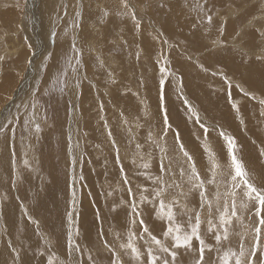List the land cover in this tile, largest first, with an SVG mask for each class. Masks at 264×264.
<instances>
[{
	"label": "rangeland",
	"instance_id": "rangeland-1",
	"mask_svg": "<svg viewBox=\"0 0 264 264\" xmlns=\"http://www.w3.org/2000/svg\"><path fill=\"white\" fill-rule=\"evenodd\" d=\"M249 1L207 0L204 4V0H130L141 22L137 29L130 17L117 15L120 0H80L79 4L77 0H0V56L4 57L0 60V125L20 118V123L10 125L16 129L15 139L6 143L7 135L0 138V264H13L15 253L8 246L9 241L21 252L22 264H46L50 251L57 252L62 259H70L66 248L69 231L66 213L70 210L73 187L79 200L78 242L91 248L94 256L102 249L97 236L100 230L106 233L104 239L110 244L124 242L126 237L116 241L112 233L125 232L127 208L120 205V200L129 197L121 190L122 177L104 127L105 120L120 147L125 171L131 176L135 170L131 163L137 152L135 143L144 145L141 151L145 153L150 150L147 135L149 131L160 133L166 108L173 126L167 137L168 155L176 156L173 133L179 130L182 142L204 175L206 157L200 147L203 130L194 119H189L187 106L182 103L186 97L203 118L201 122L222 127L237 138L248 168L259 178L258 182H264V157L259 154L264 147V117L259 114L258 102L244 98L235 87L240 84L258 97L264 90V62L255 59L264 47V37L255 27L257 32L252 36L250 28L252 40L248 47L240 48L230 41L239 39L246 45V32L242 35L238 32V38L235 34L227 35L228 31L226 36L220 34L221 25L231 24L237 29L241 16L256 11ZM197 2L210 9L211 25L201 19L204 14L196 9ZM255 2L258 6L259 0ZM228 5L240 13L229 23L223 22L229 18L227 14L225 18L220 16ZM77 10L83 14L78 28L73 26ZM104 10L110 12L107 17ZM73 36L83 52L78 73L80 86L75 87L68 69L69 87L63 93L49 91L53 79L65 70ZM217 40L219 44L213 43ZM49 53L53 54L52 59H48ZM164 58L170 62L167 67L173 74L168 77L165 99L161 102L157 61ZM225 75L231 80L232 88L228 87ZM33 96L39 98L35 118L41 123L42 131L39 139L35 135L22 139L28 133L23 132L21 125L31 114V109L24 106L30 104ZM232 101L241 105L244 125L231 107ZM43 116L47 119L43 120ZM125 118L128 124L123 122ZM197 136L201 139L197 140ZM209 140L223 159V141L218 133L210 130ZM13 150L15 157L10 155ZM151 150L154 156L158 155V149ZM73 155L79 159L74 185ZM25 158L29 159L31 168L24 166ZM12 159L14 165L10 163ZM152 171L157 172L155 162ZM81 174L83 180L79 179ZM132 183L151 185L142 177H132ZM109 192L112 195H107ZM188 204L199 207L196 193ZM25 208L31 220L25 215ZM144 215L150 230L159 235L165 225L155 218L151 206L144 207ZM33 220L39 222L38 227ZM207 242L214 243L211 234ZM86 255L87 248L85 259ZM97 264H108L105 253L97 258Z\"/></svg>",
	"mask_w": 264,
	"mask_h": 264
},
{
	"label": "snow or ice",
	"instance_id": "snow-or-ice-1",
	"mask_svg": "<svg viewBox=\"0 0 264 264\" xmlns=\"http://www.w3.org/2000/svg\"><path fill=\"white\" fill-rule=\"evenodd\" d=\"M77 3L79 4L80 0H77ZM206 3L207 0H204V4ZM204 4L197 2L195 7L204 14L201 19L211 25L213 16L209 14L210 9H206ZM16 6L20 7V4L17 3ZM80 6L82 8V5ZM64 14L67 15V12L65 11ZM109 14L108 10L103 11L104 17ZM117 15L130 17L134 21L135 27L140 28L141 22L137 19L135 6L131 4L130 0H120V10ZM82 18V11L77 10L73 26L80 27ZM220 34L223 35V26H221ZM261 36L264 37V32H261ZM213 43H220V41L217 40ZM29 47L31 46L29 45ZM70 53L65 59V70L59 72L53 79L52 88L49 91L63 93L65 88L69 87L68 69L73 74L75 87L79 88L81 80L78 73L82 66L83 52L77 46L75 36L72 37ZM245 54L247 55V53ZM139 55L140 53L137 52V59H139ZM52 56L53 54L49 53L48 59H52ZM97 58L99 59V57ZM3 59L4 57L0 56V60ZM255 59L264 62V47L255 55ZM99 62L103 65L102 60ZM157 63L160 64L158 93L159 99L163 102L166 82L173 73L167 67L170 63L167 58L157 61ZM47 67L48 65H45V68ZM200 67L207 71L202 64ZM213 74L215 75V73ZM225 80L228 82V87L232 88V82L226 75ZM235 87L240 90L244 98L258 102L259 114L264 117V90L258 97L254 91L247 90L240 84H236ZM179 92L182 96V80ZM44 94L47 95L48 92ZM228 96L231 99L230 91ZM182 103L187 106L189 119H194L195 123L203 130L200 147L206 157L205 174L202 175L195 157L182 142L179 130L173 133L176 156L173 158L168 155L170 149L167 145V137L173 126L169 122L166 108L163 111V127L160 133L154 134L149 131L147 135L146 139L150 142V150L145 153L141 151L144 145L135 143L137 152L131 161L135 170L131 172V176L125 171L120 147L113 138L112 129L105 120L104 127L107 129V135L115 152V162L119 165V173L122 177L121 190L129 197L127 200L123 198L120 200V205L127 208L125 232L121 234L113 231L112 237L116 241H120L122 236L126 239L118 245L110 244L107 239H104L106 233L102 230L98 231L97 236L101 239L102 249L97 250L95 256L91 248L79 243L80 231L76 220V216H78L76 206L79 200L77 191L73 187L70 210L66 213L69 228L66 248L67 256L70 259H62L57 252L50 251L46 257V264H97V258L102 253L106 254L108 264H264V182H258L259 178L254 176L248 168L242 155L241 146L234 135L222 127L210 126L201 122L203 118L186 97H183ZM38 105L39 98L33 96L30 104L24 106L25 109H31V114L29 119L24 120L21 125L23 132L28 133V136H22V139H28L33 135L39 139L38 134L42 131V126L35 118ZM231 107L237 113L241 125H244L241 105L232 101ZM100 109L103 110L102 103ZM42 119L46 120L47 117L43 116ZM123 122L129 123L126 118ZM13 123H20V118L15 117L0 125V138L7 135L6 143L15 139L16 129L10 127ZM140 126L137 124V127ZM127 130L132 131L131 128ZM210 130L217 132L223 141L221 146L224 152L223 159L214 150L209 140ZM196 138L197 140L201 139L200 136ZM133 142L134 138L129 140L130 144ZM29 146L31 147V145ZM75 147H79L78 142ZM152 148L159 150L158 155H153ZM259 154L264 157V147L260 149ZM10 155L15 157V151H11ZM25 156L27 157V153ZM154 162L157 172L152 171ZM10 163L14 165L15 160H10ZM23 164L26 168H31L29 159L25 158ZM77 164L78 158L73 155L71 158L73 185L77 178L75 173ZM132 177H142L145 181H150L151 185L145 186L140 183L133 185ZM19 178V173H17V179ZM79 179L83 180L82 174ZM193 193L199 197L198 208L189 207L188 201ZM107 195H112V193L109 192ZM0 206H2V202H0ZM145 206H151L155 218L165 225L159 235H154L146 223ZM25 215H28L30 220L32 219L27 208H25ZM97 215H99L98 211ZM178 217L187 219L181 220ZM33 223L37 227L39 226L38 221L33 220ZM202 225L204 226L203 230ZM209 234H211L214 243L207 242ZM140 241H143V244ZM45 243L49 242L46 240ZM8 246L15 253L13 264H18V262L22 264L21 252L12 246L11 241L8 242ZM206 252L209 253L207 257ZM41 255L43 256L44 253L42 252Z\"/></svg>",
	"mask_w": 264,
	"mask_h": 264
},
{
	"label": "crops",
	"instance_id": "crops-1",
	"mask_svg": "<svg viewBox=\"0 0 264 264\" xmlns=\"http://www.w3.org/2000/svg\"><path fill=\"white\" fill-rule=\"evenodd\" d=\"M219 1V0H218ZM253 1V2H252ZM257 2H258V0H256ZM243 2V1H242ZM255 2V0H250L249 1V3L248 4H253V5H255L256 4V2ZM262 3V4H261ZM261 5H262V8H261ZM231 6L230 5H228V9H226V13L224 12L223 14L222 13H220V16H222V17H225L226 16V14L228 15V14H230V12H232V13H234V14H236V15H240V13H239V11H235V10H232V8H230ZM255 7H256V11L255 12H252L251 14L250 13H247L246 12V14H244L243 16H241L242 18H241V21H239L240 22V24L237 26L238 28H239V26H240V30L237 28V29H235L233 26H230V28H231V30L229 31V33L227 34V35H229V34H232V33H237L238 32V30H239V32H240V34L242 35L244 32H246L245 33V36L247 37L246 39H247V43H246V46H243L242 48H246V47H248L247 45H248V42L249 41H251L252 40V38H251V35L253 36V35H255V33L257 32L256 30L254 31V29H253V27L255 26V28L256 29H264V12H262V10L264 11V0H259V3H258V6L257 5H255ZM228 10V11H227ZM231 10V11H230ZM261 10V11H260ZM230 11V12H229ZM262 12V13H261ZM236 15H231V17H232V21H233V18H236ZM244 16H245V18H244ZM255 16V17H254ZM256 16H257V18H256ZM260 16V17H259ZM246 17H249V19L248 18H246ZM251 17V18H250ZM261 17H262V19L263 20H261ZM244 18V21L242 20ZM256 18V19H255ZM247 19V20H246ZM253 19V20H252ZM248 20H250V21H248ZM243 21V22H242ZM252 21H254V22H252ZM260 21V22H259ZM263 21V23H261ZM245 22V23H244ZM250 22H251V24H250ZM256 23V24H255ZM259 23H261V24H259ZM258 24V25H257ZM248 25H249V27H248ZM253 25V26H252ZM247 26V27H246ZM261 26V27H260ZM263 27V28H262ZM245 28H246V31H245ZM250 28H252L253 29V33H251V35H250V31H251V29ZM242 29V30H241ZM243 30H244V32H243ZM247 30H248V32H247ZM261 30V31H262ZM224 34H226V32L223 30V36H226V35H224ZM250 35V36H249ZM249 39V40H248ZM238 40V39H237ZM237 40H236V43H232V44H234V46H238V45H240V42H239V40H238V42H237ZM232 41H234V40H232ZM232 41H230V42H232ZM227 42H229V37L227 36ZM255 42V41H254ZM228 44V43H227ZM242 44V43H241ZM250 44V43H249ZM252 67V66H251ZM254 70H255V68H254Z\"/></svg>",
	"mask_w": 264,
	"mask_h": 264
},
{
	"label": "bare ground",
	"instance_id": "bare-ground-1",
	"mask_svg": "<svg viewBox=\"0 0 264 264\" xmlns=\"http://www.w3.org/2000/svg\"><path fill=\"white\" fill-rule=\"evenodd\" d=\"M191 1V0H190ZM253 2V1H252ZM249 3V2H248ZM255 3V2H254ZM262 4V3H261ZM255 5H257V4H255ZM231 7L230 8H232V5H230ZM229 10V9H228ZM227 10V11H228ZM232 10H235L234 9V7L232 8ZM186 11V10H185ZM231 11V10H230ZM229 11V12H230ZM261 11V10H260ZM233 12V11H232ZM232 12H230V14H228V19L226 18L225 20H223V22H227V23H229V21L231 22L232 21V17H231V15L233 14V15H236V14H234V13H232ZM262 12H264L263 10H262ZM261 12V13H262ZM44 13H46V12H44ZM226 13V12H225ZM201 15V14H200ZM173 16V15H172ZM226 17V16H225ZM224 17V18H225ZM255 17V16H254ZM260 17V16H259ZM242 18V17H241ZM244 18H245V16H244ZM244 18L242 19L243 21H244ZM246 18H248L249 19V17H246ZM251 18V17H250ZM256 18H257V16H256ZM255 18V19H256ZM234 19V18H233ZM197 20V19H196ZM247 20V19H246ZM253 20V19H252ZM261 20H263L262 19V17H261ZM242 21V22H243ZM248 21H250V20H248ZM264 21V20H263ZM263 21L261 22V23H263ZM252 22H254V21H252ZM260 22V21H259ZM204 23V22H203ZM202 23V24H203ZM245 23V22H244ZM261 23H259V24H261ZM250 24H251V22H250ZM256 24V23H255ZM197 25V24H196ZM258 25V24H257ZM264 25V24H263ZM221 26H223V30L227 33V31H228V33H229V31L231 30V28H230V26H233V25H228V24H225V25H221ZM253 26V25H252ZM256 26V25H255ZM254 26V27H255ZM195 27V26H194ZM247 27V26H246ZM248 27H249V25H248ZM261 27V26H260ZM199 28H200V26H199ZM216 28V27H215ZM238 28V27H237ZM239 28H240V26H239ZM238 28V29H239ZM263 28V27H262ZM44 30V29H43ZM157 30V29H156ZM240 30V29H239ZM239 30H238V32H239ZM242 30V29H241ZM260 30V29H259ZM262 30V29H261ZM260 30V31H261ZM245 31H246V28H245ZM255 31V30H254ZM237 32V33H238ZM243 32H244V30H243ZM247 32H248V30H247ZM261 32H264V29L261 31ZM237 33H232V34H235L236 36H237ZM240 33V32H239ZM250 36V35H249ZM241 37V36H240ZM237 38H238V36H237ZM242 38V37H241ZM244 39V38H243ZM239 40V39H238ZM238 40H237V42H238ZM249 40V39H248ZM220 41V40H219ZM250 42V41H249ZM222 43V42H221ZM227 43H229V42H227ZM231 43H236V40H234V41H232ZM247 43V42H246ZM219 44V43H218ZM249 44V43H248ZM234 45V44H233ZM243 46H246V45H244L243 43L241 44V42H240V45H238L237 47H240V48H242ZM249 46V45H248ZM96 47V46H95ZM92 49V48H91ZM87 50V49H86ZM255 52H257V51H255ZM83 64V63H82ZM103 69V68H102ZM6 70V69H5ZM4 74V73H3ZM249 79V78H248ZM130 88V87H129ZM7 89V88H6ZM240 100V99H239ZM10 104V103H9ZM144 106V105H143ZM121 112V111H120ZM111 115V114H110ZM2 116V115H1ZM6 119V118H5ZM75 125V124H74ZM134 127V126H133ZM246 129V128H245ZM74 135V134H73ZM24 143V142H23ZM77 152V151H76ZM79 160V159H78ZM79 162V161H78ZM77 172V171H76ZM19 182V181H18ZM45 189V188H44ZM78 197V196H77ZM22 225V224H21ZM50 241V240H49ZM24 257V256H23Z\"/></svg>",
	"mask_w": 264,
	"mask_h": 264
}]
</instances>
